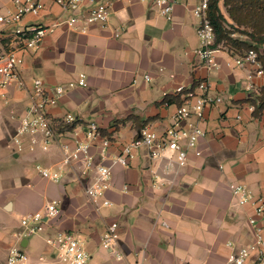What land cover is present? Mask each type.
I'll return each instance as SVG.
<instances>
[{
    "label": "crops",
    "instance_id": "obj_1",
    "mask_svg": "<svg viewBox=\"0 0 264 264\" xmlns=\"http://www.w3.org/2000/svg\"><path fill=\"white\" fill-rule=\"evenodd\" d=\"M41 2L39 14L25 15L22 24L47 25L73 14L56 0ZM172 3L167 18L152 0H111L105 25L57 28L36 48L8 29L0 36V51H13L22 59L20 83L8 84L0 99V264H7L13 245L26 254L27 264H57V251L46 238L58 231L82 241L91 264H228L227 242L237 247L253 239L250 218L264 235V210L257 216L251 201L237 204L228 187L236 182L251 192L252 200L264 199V110L254 117L249 102L263 84L262 74L254 66L235 65V54L224 48L214 53L216 66L206 68L197 54L192 14L197 0ZM219 7L228 19L221 1ZM13 10V0H0V12ZM34 78L49 90L80 78L85 85L69 87L46 108L51 120L73 115V127L56 133L49 143L41 134L23 135L17 147L12 137L29 105ZM203 80L208 94L221 101L181 121L183 129L201 131L188 147L184 165L167 148L152 158L144 147L125 165L112 164L122 146L138 136L136 125L150 127L160 142L187 94H199ZM177 86L184 88L176 93ZM165 95H177L181 104L164 103ZM90 123L98 127L99 137L87 136ZM101 138L109 140L103 158L97 148ZM84 142L94 166L111 165L107 206L84 193L94 180V167L85 168L79 159L59 169L62 145L73 149ZM37 167L59 170V181L44 178ZM52 199L58 200V216H43L42 228L25 234L21 217L41 212ZM113 221L118 239L108 250L100 246V238Z\"/></svg>",
    "mask_w": 264,
    "mask_h": 264
},
{
    "label": "built area",
    "instance_id": "obj_2",
    "mask_svg": "<svg viewBox=\"0 0 264 264\" xmlns=\"http://www.w3.org/2000/svg\"><path fill=\"white\" fill-rule=\"evenodd\" d=\"M64 9L73 14L66 17L54 18L47 25H24L22 20L25 15L36 16L43 8L41 0H13L14 10L7 13L0 12V36L8 29L13 36L24 41L28 46L36 48L43 37L53 32L57 28H80L84 29L89 24L98 23L105 25L110 15L111 0H56ZM158 7L161 15L170 17L172 10V0H152ZM209 0H197L192 8V14L196 18L195 32L199 40L197 54L202 59L206 68L211 69L216 66L214 53L218 47H214V31L212 24L207 16ZM84 6L85 9L81 10ZM80 10V11H79ZM233 62L237 66L251 65L256 68L258 74H263L260 61L257 58V52L253 49L248 50L242 55H234ZM22 59L13 51H0V99L4 96V90L12 81L20 83L18 78V65ZM145 79H149L146 75ZM85 85L80 78L76 83L58 85L49 90L40 78L32 80L30 91V101L26 110L20 117L19 126L12 137L13 144L21 146V137L23 135L35 136L41 134L44 143H49L58 131L56 130L53 120L47 115L46 108L55 104L58 98L71 86ZM251 87V86H250ZM183 86H177L175 92L183 90ZM199 94L189 92L183 104H181L174 117L173 123L164 132V138L156 143V133L148 126L142 127L138 136L124 144L120 153L112 159V164L125 165L137 150L144 147L148 149L149 155L156 158L161 151L168 149L175 153V162L182 166L187 159V149L194 145L195 137L201 135L197 127L185 130L181 127V121L191 114L200 115L204 106L214 105L221 101L220 96L208 94L207 81H200L198 84ZM192 99V100H191ZM250 108L253 109V106ZM64 123H72L75 118L71 114H66L62 119ZM89 138L100 136L99 129L94 123L88 125ZM185 139V145L181 141ZM109 140L101 138L97 148L101 158L108 156L107 147ZM198 154V152H196ZM83 159L85 168L94 167V180L84 187V193L92 201L101 200V206L109 205L108 200L104 199V192L109 186L111 165L99 163L94 166L93 157L89 153L88 143H78L73 149L62 145V157L60 159V168L67 165L71 160ZM37 171L51 181H59V170H48L36 168ZM85 172V170L83 171ZM230 192L234 196L237 204L252 202L257 216L261 215L264 210V199L257 197L252 200L251 192L244 185L231 182L228 185ZM98 207V204L97 206ZM59 214L58 200L52 199L45 203L41 212L27 213L21 217V224L24 226L25 234H31L39 231L41 219L45 216L47 219H54ZM249 223L253 225V239L249 244L233 247L231 242L227 246L231 248L228 255V264H264V235L262 228L256 223L255 218H250ZM118 223L113 221L106 225L105 231L100 238V246L104 249L111 250L117 242ZM24 234V235H25ZM46 242L53 247L56 252L57 264H91L90 253L85 249L82 241L77 239L69 232L58 231L55 235L46 238ZM120 260L122 256L116 254ZM7 264H27L26 254L19 246L13 245L8 250Z\"/></svg>",
    "mask_w": 264,
    "mask_h": 264
},
{
    "label": "trees",
    "instance_id": "obj_3",
    "mask_svg": "<svg viewBox=\"0 0 264 264\" xmlns=\"http://www.w3.org/2000/svg\"><path fill=\"white\" fill-rule=\"evenodd\" d=\"M220 1L228 19L219 7ZM207 16L214 31V47L224 48L235 55H242L251 49L257 52L263 84L257 95L249 98V102L253 106L252 115L260 117L264 110V0H209ZM177 97L165 95L163 102H176L180 105L181 101ZM53 123L58 132L74 125V122L64 123L62 120H53ZM136 126L139 130L142 128Z\"/></svg>",
    "mask_w": 264,
    "mask_h": 264
}]
</instances>
